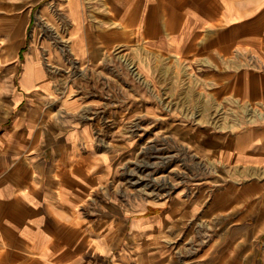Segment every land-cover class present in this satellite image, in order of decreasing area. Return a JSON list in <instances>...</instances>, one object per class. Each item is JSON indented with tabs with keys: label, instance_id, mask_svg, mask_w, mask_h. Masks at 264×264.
<instances>
[{
	"label": "crops",
	"instance_id": "crops-1",
	"mask_svg": "<svg viewBox=\"0 0 264 264\" xmlns=\"http://www.w3.org/2000/svg\"><path fill=\"white\" fill-rule=\"evenodd\" d=\"M2 1L0 264H242V244L264 236V0H41L44 18L64 4V58L46 39L36 55L33 7L11 19ZM116 51L145 74L163 55L212 75V105L187 131L207 168L168 197L114 196L111 138L47 68H107Z\"/></svg>",
	"mask_w": 264,
	"mask_h": 264
},
{
	"label": "rangeland",
	"instance_id": "rangeland-1",
	"mask_svg": "<svg viewBox=\"0 0 264 264\" xmlns=\"http://www.w3.org/2000/svg\"><path fill=\"white\" fill-rule=\"evenodd\" d=\"M17 2L28 9L33 7L28 36L30 40L33 38L35 54L36 42L42 44V39H46L64 58L67 45L64 4L51 1L50 18L39 14L48 4L41 0L33 3L3 0L2 12H8L12 19ZM90 10L88 7L87 14L94 16ZM41 51L47 61L44 48ZM135 59L116 51L113 65L107 68L86 70L68 60L64 65L47 68L67 85L79 87L82 96L92 105V116L102 127V136L111 138L100 148L114 156V196L120 200L134 197L158 200L196 181L198 170L207 168L192 153L187 131L207 116L203 111L212 105L209 98L216 93L212 75L201 65L155 55L145 74ZM138 106H145L146 112L134 111ZM242 245V264H263L264 236L255 243Z\"/></svg>",
	"mask_w": 264,
	"mask_h": 264
}]
</instances>
